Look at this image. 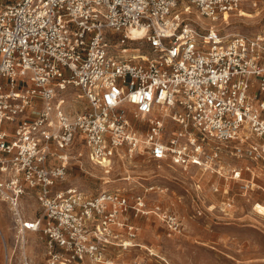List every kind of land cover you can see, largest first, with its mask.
<instances>
[{"label":"built area","instance_id":"built-area-1","mask_svg":"<svg viewBox=\"0 0 264 264\" xmlns=\"http://www.w3.org/2000/svg\"><path fill=\"white\" fill-rule=\"evenodd\" d=\"M246 1L0 0V202L19 246L27 232L44 245L41 263L22 249L13 263L3 242L4 264H124L140 246L132 216L181 231L147 206L153 184L64 183L75 144L127 184L141 160L218 174L225 155L264 160V29L222 24Z\"/></svg>","mask_w":264,"mask_h":264},{"label":"rangeland","instance_id":"rangeland-1","mask_svg":"<svg viewBox=\"0 0 264 264\" xmlns=\"http://www.w3.org/2000/svg\"><path fill=\"white\" fill-rule=\"evenodd\" d=\"M228 32L256 33L264 29V0H247L240 13L222 23ZM72 162L64 183L78 186L89 194L103 189L125 187L130 192L153 184L147 206L159 205L172 212L181 226L173 231L157 215L131 217L138 227L136 242L125 253L124 264H264V160L225 155L222 174L191 166L184 170L166 161L141 160L126 175L115 164L106 172L85 156ZM248 165L251 170H246ZM243 167L241 179H232L231 169ZM106 179V180H105ZM249 180V181H248ZM159 188H164L160 192ZM29 204V209L33 208ZM11 220L0 203V237ZM5 230V231H4ZM39 243V239L35 240ZM153 251V252H152ZM134 260L139 263H134Z\"/></svg>","mask_w":264,"mask_h":264},{"label":"crops","instance_id":"crops-1","mask_svg":"<svg viewBox=\"0 0 264 264\" xmlns=\"http://www.w3.org/2000/svg\"><path fill=\"white\" fill-rule=\"evenodd\" d=\"M0 203H3V202H0ZM6 210H7V207H6ZM7 213H8L9 219L11 220V224L7 228V231L4 230L5 232L3 231L1 232H2V235L4 233L3 237L5 236L4 239H5V243L8 248L9 253L11 252L13 253V257H12L13 263H21L22 261L21 254H20L21 249L24 251L28 259H30V263H41V261L43 260L44 245H43V241L40 239L39 234L33 233V232H27L24 238L25 239L24 245L19 246V244L15 242V231L12 227L13 223H12V219L10 217V213L8 210H7ZM37 236L39 239V243L35 242V240L37 239ZM4 263H6L5 250H4L3 241L0 237V264H4Z\"/></svg>","mask_w":264,"mask_h":264},{"label":"bare ground","instance_id":"bare-ground-1","mask_svg":"<svg viewBox=\"0 0 264 264\" xmlns=\"http://www.w3.org/2000/svg\"><path fill=\"white\" fill-rule=\"evenodd\" d=\"M134 34H136V31H134ZM106 180V179H105ZM153 252V251H152Z\"/></svg>","mask_w":264,"mask_h":264}]
</instances>
